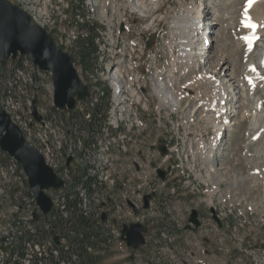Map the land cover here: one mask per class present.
<instances>
[{
  "label": "rangeland",
  "instance_id": "rangeland-1",
  "mask_svg": "<svg viewBox=\"0 0 264 264\" xmlns=\"http://www.w3.org/2000/svg\"><path fill=\"white\" fill-rule=\"evenodd\" d=\"M5 1L10 2L11 0ZM29 1V5L32 6V14L37 20H51L53 15L58 16V10L60 9L58 0ZM65 1L68 4V8L64 11L66 20L80 19H76L70 13L71 5L79 3L82 5L84 14L94 21L98 20L96 11L106 1L107 11L117 12L122 20L118 37L120 53L126 59L131 60L132 64L138 66L140 73L143 74L147 71L148 78H146V81L149 83L158 80H172L169 86L174 94L180 97L178 103H174L173 106H167V103L158 106L155 96L150 101L148 124L151 129L154 148L152 169L161 164L155 151V146L159 144L168 143L169 147L173 148L169 154L170 164L175 165L177 162H182L185 166H196L201 161L198 151L204 146L210 145L216 139V130L220 125L221 118L210 116L215 114L214 110L219 105L213 96V88L204 82L197 83L194 81L201 72L213 74L216 71L214 78L217 80L218 89L221 92H229L227 99L230 105L234 106L237 114L233 118V122H236L233 127L234 131L226 132L219 139L217 147L222 146L229 152L227 156H224L223 170L212 177V180H214L213 182L216 181L217 194H221V198L225 202L227 201L230 205L241 203V209H244V205L256 204L254 207L258 210L253 219L258 218L261 213L264 215V199L259 198L261 191L259 183L261 178L259 177L264 175V172H262L264 166H261L264 165L262 152L264 149V132H261L255 140L251 137L252 131L258 132L263 128L262 122L259 120V113L256 112L255 115L252 113H254L253 106L256 105V98L261 99L264 95L262 90L264 87L260 86L251 93L242 83L246 63H249L248 60L252 61L255 67L258 54V50H253L250 59H248L247 54H244L243 51L242 36L244 31L246 34L249 30L239 22L240 17H242L240 8L243 7L244 0H219L220 2L209 8L206 4L212 0H159L161 5L154 12H150L147 18L141 17L140 13L131 5H118L117 0ZM111 1L115 4L113 8ZM130 1L129 4L132 3V0ZM136 3L137 6L145 8L142 3ZM39 6L41 10L38 9ZM185 9H189L195 15L198 9L203 10L204 27L211 28L210 39L212 38L213 42L207 52L208 58L202 62L195 57L196 54L201 52L198 50L201 39L193 43L192 49L195 56L191 59V64H188L186 58L179 52L178 39L182 33L179 30L174 31L171 21ZM207 10L212 12L213 16L207 14ZM247 11L249 12L250 9ZM195 15L192 14V16ZM228 21H232V23H228ZM262 21L264 22V10ZM67 23L68 21H66ZM48 28H52L50 23H48ZM195 34L196 32H194ZM194 38H197V36ZM237 38L242 39L240 45ZM78 40L79 36L76 42L77 46L75 45V49L72 50L74 66L82 82L87 83V75L94 67L96 48L93 45L83 48ZM207 54L205 53L204 56ZM221 55L225 57L223 56L224 58L220 61ZM260 72L264 76V71ZM164 75L167 76L164 77ZM39 78V88L34 92L32 91V93L33 96L37 97L39 109L48 111L53 106L50 75L48 72L40 71ZM128 78L134 79L132 75H128L125 78L126 81ZM229 83L231 86H229ZM238 84H242V89L239 90ZM201 103H204V105H201ZM241 113L247 115L243 118V122L240 117ZM143 117H146V115L144 114ZM217 118L219 119L217 120ZM251 124L254 129L249 131L247 128L252 127ZM54 126L57 127L56 123L53 124ZM59 128L62 129V126H59ZM244 143H248L247 148L242 147ZM161 166L164 167L165 164ZM250 166H258L259 168L256 169L259 170V173L262 172L254 179L253 183L240 180L246 178L245 173L252 169ZM135 171V186L140 193H147L148 188L146 189L141 185L148 182L150 189H152L156 183L154 174L150 179V183L148 173L145 174L146 170L143 167H138ZM210 175L212 176V174ZM233 180H237L238 183L233 185ZM1 183H3V180L0 178ZM3 186H0V238H11L19 230L21 222L27 224V221L32 219L28 214L32 210V203L27 194L26 178L21 171H16L11 184L3 183ZM171 186L174 187L175 183L173 184L170 181L166 186V193L161 197L157 195L156 199L152 201L153 207L149 211L150 215L145 218V224L147 225L146 245L133 251L121 243L115 254H109L101 264H193V255L201 258L205 257L204 250L208 253L211 252L213 242L205 235L204 231L208 229L209 225L204 226L201 231L184 230V227L189 210L194 208L193 206L198 202L195 199L203 200L202 203L205 205L206 200L210 198L209 191L213 184H211V181L210 183L207 182L203 187L202 194L199 196H193L190 192L182 194L179 190H175L172 195L170 193ZM223 200L221 201L223 202ZM154 208H157V211ZM167 209L171 212L170 215L166 213ZM171 216L174 218V223H172ZM4 247H1V252H4Z\"/></svg>",
  "mask_w": 264,
  "mask_h": 264
},
{
  "label": "bare ground",
  "instance_id": "bare-ground-1",
  "mask_svg": "<svg viewBox=\"0 0 264 264\" xmlns=\"http://www.w3.org/2000/svg\"><path fill=\"white\" fill-rule=\"evenodd\" d=\"M13 1L17 4L19 3V5L29 13L33 21L45 27L49 32H51L52 28H55L57 26V22L60 21L59 12H58V16L53 15L51 20H37V18L32 14V6L29 5V2H30L29 0H25V1L24 0H13ZM213 1L215 2L212 3ZM247 1L248 0H244L245 6L252 5V7L250 11L248 12V15L246 11L244 10L242 11V9H244L243 7H241L242 9L240 8L241 10L240 15L242 17H240L239 22L243 24L244 26L248 27L249 29L256 30L257 27L260 26V24H263L262 20H263V10H264L263 9L264 0H259L251 5L246 4ZM117 2H118V5H122V6H124L125 4L131 5L132 7H134V9L138 13H140V16L143 18L145 17L147 18L150 12L151 13L154 12L161 5L159 4V0H149V1L148 0H132L131 4H129L131 2L130 0H117ZM136 2L142 3L143 5H145V8H141L137 6ZM212 2L206 4V6L209 8L210 6L216 5V3L220 1L212 0ZM208 8H205V9H208ZM38 9L41 10L40 6L38 7ZM185 12H187V14L184 15ZM206 13L213 16V13L210 12L209 10H207ZM192 14L195 15L194 13H191L189 9H185L181 11L180 14L177 17L173 18L171 21L174 31L179 30L182 33L181 37L178 39L179 51L181 55L186 58V61L189 62L190 64L192 63L191 59L194 58L195 56L194 51L192 49L194 42H198V40L201 39L200 48L198 49L199 51H201L202 46H204V40H207L209 44L207 46L206 54L209 51V46L213 42L211 40L212 38L210 39V30H211L210 27L207 28L208 30L207 34L203 33L206 30V28L204 27V23H203L204 19H202L203 10L200 11L198 9L195 16H192ZM76 18L78 19L79 16L77 15ZM97 19H98V22L101 24V27L103 28H102V34H99L100 49L98 50V64H95L96 84H100V96L101 97H106V92H108L107 97L110 96L111 98L109 99V115H110L111 121L104 122V130L105 132L126 130V131H129L130 133H137V131H139V122L136 121V114H135L134 106L132 102V91H131L130 83L128 79L127 81L125 79L128 76L126 67L129 66V60L126 59V57L122 56V53H120L118 49L119 43H118V46L116 45L117 44L116 13H114L113 15L111 14L110 17H106V10L104 8L102 11H100L99 15L97 16ZM89 20L90 19L87 17L86 21H88V23L92 25L93 22ZM78 21L82 22L83 20H78ZM48 23L51 24L52 28H48ZM228 23H232V21H228ZM194 32H196L195 35H194ZM244 34H245V31H244ZM195 36H197V38H194ZM238 40H239L238 43L240 45L241 40L240 39ZM57 43L64 47L63 42H57ZM244 46H245V43H244ZM203 49L205 50L206 47H204ZM119 54H121V56H119ZM223 56L224 55H221V57L219 58L220 61L225 57ZM206 58H208V54L203 58H199V61L202 62L203 60H206ZM124 59L126 60V64L122 65L121 61H123ZM23 63H27L28 65H23V68H18L15 65L10 66L11 73L8 75V79L19 80V75H23V81L25 82V84H31L30 63L27 60L23 61ZM247 67L249 70H252L251 65ZM215 72H213V74L201 72L199 75L196 76L194 81H196L197 83L204 82L205 84L210 85L213 88V96L215 97L216 101L218 103H221L223 97H227L228 96L227 94L229 92H226L227 94H225L224 92L219 91L217 80L216 78H214V74H216ZM1 74H2V71L0 70V84H1ZM166 76L167 75H164V77ZM145 78H148L147 71H145ZM171 82L172 80H167V82L158 80L157 82H154V83H148V90H151L152 95H154L157 98L158 106H161L162 104H165V103H167V106H173L174 103H177L180 100V97H177L174 94V92H171L169 90L168 84H170ZM237 86H239V90L242 89V84H238ZM262 90L264 91V89ZM263 98H264V95L260 100H262ZM260 104H261L260 101L256 103V107L258 109H260ZM94 105H98V100H89V109H91ZM201 105H204V103H201ZM3 106L6 112L8 113L9 98L7 96V86H3ZM231 113L232 112L227 107V116L230 117ZM262 113H264V111ZM42 114L44 115L45 119H47V115L43 112ZM235 114H237L236 110L233 111L232 117L229 120L227 119L226 115L223 114L226 119L221 120V124L216 130V136H218V134H220V136L222 135L224 136L226 132L234 131L233 127L236 125V122L235 121L233 122V118ZM261 114L259 116H261ZM98 116H101V115H98ZM210 116L212 118H216L218 114L216 113L215 115L213 116L210 115ZM245 116L247 115H245L244 113H241L240 117L242 118L241 120L242 122ZM92 118L93 116H91V113H90V120ZM14 123H16L22 130V127L18 122H14ZM251 126L252 127L247 128V130L249 131L253 130L254 127L252 124ZM262 127L264 129V119H262ZM256 132L257 131H252L251 136H253ZM87 142L88 143L86 144L85 147H75V154H76V157H74V164L76 163L75 166L79 165L82 168L86 169V171H84V176H83L84 179L87 177H90L92 180L93 173H96V183L98 184L111 183V175L109 172V164H108V149L106 146H103V139L94 138L93 140L92 139L87 140ZM218 144L219 142H217L216 145ZM166 147H169L168 143H166ZM212 147H215V144L209 145L207 149H210ZM242 147L247 148L248 143H244ZM39 151L43 154L45 161L47 163L46 154L43 153V151L40 150V148H39ZM228 152H229L228 150L222 147L220 151L218 152V155L225 156ZM262 152L264 155V149ZM198 153L200 155H203L205 153V149H201ZM213 155H214V152L212 151L211 159L209 158L208 160L209 162H212ZM218 157L219 156H216L214 162L218 161ZM177 166H181L180 167L181 168V178L178 181H185L187 187L192 189L193 192L201 193L206 183L207 182L210 183V180L208 179L209 168L206 167L204 164L194 167V166H185L184 164H182V162H180V164ZM256 167L257 166H255L254 168ZM7 168H9L10 172L14 174L16 170V164L13 161H11L7 165ZM245 176L248 178L247 179L242 178L240 180L242 181L245 180L246 182L253 183L255 181L254 179L257 177V175L254 174L252 171H250V169L245 173ZM71 183H72V178H69V185ZM237 183H238L237 180H233V185ZM77 189L79 190V188ZM90 201H91L90 196L85 192V189H82L79 192V202L81 205V211H90V208H91ZM213 201L214 202H212L211 205L214 207L216 211V215L221 218V221H223V223H228L229 216H233V218L235 219L234 225H232L234 228H241L245 226V222H249L247 220L248 215L246 213V209H241V207H239L238 204L230 205L229 203L222 202L219 199H215ZM53 203L56 208V211L59 210V202H53ZM208 203H210V200H208ZM248 211L250 212L249 215L251 214L256 215L255 210L249 209ZM262 214L263 213H261L260 215L261 218L264 217V215ZM261 224H264V220L261 221ZM249 231L252 232L250 228H249ZM223 238H230V231H223ZM71 246L72 245L62 244L60 246V253H67V255H73L72 253H70ZM233 249L236 250V252H239V245H232V251ZM251 261H252V264H264V256H262L261 253L259 252V247H251Z\"/></svg>",
  "mask_w": 264,
  "mask_h": 264
},
{
  "label": "built area",
  "instance_id": "built-area-1",
  "mask_svg": "<svg viewBox=\"0 0 264 264\" xmlns=\"http://www.w3.org/2000/svg\"><path fill=\"white\" fill-rule=\"evenodd\" d=\"M58 4L60 5V9L58 10L60 21L57 22L55 28H52L51 33L56 42H63L64 48L69 49L77 37V32L74 29L64 28L62 21L66 16L63 14V10L64 8H67L68 5L64 0H58ZM121 22V17L116 14L117 46L119 43V25ZM102 28L103 27L96 28L97 36L95 42L97 44V51L95 55V64H98V50L100 49L99 34H102ZM131 62L132 61L129 60V66L126 67V69L127 74L134 77L133 80L128 78V81L132 91V102L136 114V121L139 122V131H137V133H130L126 130L105 132L104 122L111 121L109 115V99L111 98L110 96H100V84H96L95 65L92 72L88 75V83L90 86L88 103L84 106H79L81 111L84 108L89 109V100H98V105H101L102 102L104 104L105 102L106 110L105 117L99 124L98 133L91 138L103 139V146H106L108 149V164L111 183H96V173H93L91 188L93 190H99V192L90 197V200L95 202L97 208L91 206L90 211H81V205L79 204L77 206L79 212L84 215L93 214L97 220L103 212L107 214V220L105 222L102 223L97 221V223L101 224L104 230L103 235L105 236V241L101 244L98 250H93L92 247L86 248V250L94 256L102 255L106 246L113 247L118 242L121 223L143 219V216L137 217L133 215V212L130 209H124V204L121 203V201L125 202L127 199L137 201L140 197L135 188H131L128 184L130 178H128L127 183H123L126 190L120 197L114 196L112 193L115 185V179L113 178L112 173H116V166L121 165L126 167V169H130L134 163H138L139 166H144L146 163L148 164L150 162L151 157L152 143L150 142L151 131L148 124V110L149 103L154 95H152L151 90H148V83L145 81V72L143 74L140 73L138 66ZM23 65L28 64L21 62V66H18V68H23ZM3 86H7V96L9 98L8 114L12 121L18 122L21 125L27 141L40 148V150L46 154L47 164L66 182V186H69V178H72V176L69 170L64 167L65 158L67 156H71L72 158L76 157L75 147H85L86 144H81V141L83 139L86 141L90 140V136L88 133L81 132L77 137V143H74L63 130L52 127L51 119H45L43 125L34 123L29 112L31 84H25L23 81V75H19V80L8 79L7 77L3 81ZM141 90H144V92ZM142 114H145L146 117H142ZM84 118L90 121V112L86 113ZM167 148L170 152L172 151V147ZM139 152L144 153L142 160L138 156ZM167 159L168 157L166 156L163 158V161H167ZM0 174L2 178L6 180L9 174L13 175L7 167L1 169ZM169 175H171V171L169 172ZM177 183L183 189L188 188L185 181L177 180ZM190 190L192 191V189ZM108 196L109 200H111L110 202L107 201ZM64 197V192L60 190L53 198V202H59V210L57 211L63 215H65L67 211L64 204ZM102 204L105 205L102 206ZM217 217L221 220L219 216ZM246 223L249 222H245V226L241 228H234L233 226H230L229 223H224L223 231H230V238H223V231H219L216 226H214L215 232H218L217 250L224 255V259L222 260L219 258L215 264H252L251 247H259V252L264 256V243L262 240L264 236H262L259 243L245 241V238L251 235V231L247 228ZM62 244H67L64 239L61 240L59 246H54L50 241H47L40 246V251L38 253L41 256V249L45 250L46 248H49L53 256L54 264H77L80 262L81 259L77 255L60 253V246ZM232 245H239V252L234 254L232 252ZM36 248L39 250V247ZM63 255H66L65 258L61 257ZM38 262L39 264L46 263L42 258Z\"/></svg>",
  "mask_w": 264,
  "mask_h": 264
},
{
  "label": "water",
  "instance_id": "water-1",
  "mask_svg": "<svg viewBox=\"0 0 264 264\" xmlns=\"http://www.w3.org/2000/svg\"><path fill=\"white\" fill-rule=\"evenodd\" d=\"M17 54L26 56L34 67L32 84L35 90H38L37 70L50 73L55 108L73 110L77 100L82 101L88 96L87 87L80 80L69 54L55 45L52 38L38 24L31 23L30 17L24 10L0 0V63L4 64L7 58L13 59ZM36 101V97L31 101V114L36 121L42 123V118L36 109ZM0 150L18 162L26 176L30 193L40 210V213L33 214V218L49 213L52 201L45 191L50 188L58 189L63 182L46 165L39 151L25 141L22 132L10 120L1 103ZM159 150L161 154L166 152L164 147H159ZM69 161L70 158L67 159V163ZM156 173L161 180H164V170L157 169ZM151 197V195L143 197L144 209L148 207ZM210 212L212 218L218 222L212 209ZM197 216V211L192 209L186 229H192L190 224L194 229L199 227ZM218 225L220 226L219 222ZM145 233L146 228L139 223L123 225L121 238L127 247L137 249L145 244ZM54 241L57 242L56 239Z\"/></svg>",
  "mask_w": 264,
  "mask_h": 264
},
{
  "label": "trees",
  "instance_id": "trees-1",
  "mask_svg": "<svg viewBox=\"0 0 264 264\" xmlns=\"http://www.w3.org/2000/svg\"><path fill=\"white\" fill-rule=\"evenodd\" d=\"M89 34L87 37L80 38V46L85 48L89 45H93V33L92 29L89 28ZM99 107H95L93 113L98 112ZM78 114L77 112H70L71 116ZM60 119H63V115L58 116ZM69 123H71V119H68ZM82 128H89L91 131L94 129L91 125L87 124L85 121L79 123ZM95 127V126H94ZM6 158V157H4ZM79 181V180H78ZM81 181V186L86 191H91V178L87 177ZM79 181V182H80ZM78 194L73 195L72 198H67L66 200V207L68 209H72L70 214L72 216H67L65 219L62 214L54 212L50 218L48 216H42L40 219L36 220L35 222H31L29 224L20 223L19 230L16 231L15 235L11 238H0V249L1 247L5 246L4 244L7 243L6 246L3 248L4 252L2 255V261L0 264H8V261L14 258H24L27 254V251L31 250V260L30 264H39V260L37 255L33 251V246L36 242L43 240L44 238L51 235L53 232L56 231H64L69 226L72 228L74 235L71 237L72 246L70 249V253L73 255H77L81 261L84 260L86 263L91 260L89 258L86 247H92V240L93 236L97 234L95 230L96 220L93 219L92 215H84L78 211L77 206L80 204L78 199ZM70 218V219H68ZM67 220V223L65 224ZM68 225V226H66ZM42 257V256H41ZM65 258L64 255L61 256ZM47 258V257H45ZM13 264H17L14 261ZM45 264H54L53 261H47Z\"/></svg>",
  "mask_w": 264,
  "mask_h": 264
},
{
  "label": "crops",
  "instance_id": "crops-1",
  "mask_svg": "<svg viewBox=\"0 0 264 264\" xmlns=\"http://www.w3.org/2000/svg\"><path fill=\"white\" fill-rule=\"evenodd\" d=\"M223 164V163H222ZM246 178H248V177H246Z\"/></svg>",
  "mask_w": 264,
  "mask_h": 264
}]
</instances>
